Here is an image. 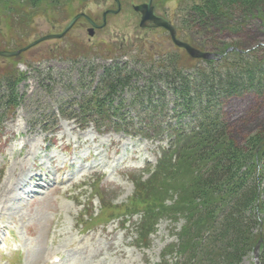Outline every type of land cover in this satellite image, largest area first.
<instances>
[{
	"label": "rangeland",
	"instance_id": "rangeland-1",
	"mask_svg": "<svg viewBox=\"0 0 264 264\" xmlns=\"http://www.w3.org/2000/svg\"><path fill=\"white\" fill-rule=\"evenodd\" d=\"M146 1L119 0L120 12L107 16L105 27L92 38L86 32L89 26L80 20L63 39L40 43L17 62L0 57L1 76H13L17 71V76L23 75L14 92L17 106L0 124V264H14L16 256L19 264H49L48 250L56 251L68 264H161L166 249L177 241L183 220L152 212L155 205L140 206L136 200L155 192L147 181L159 168L167 134L151 140L115 131L99 135L92 126L79 129L75 119H63L59 112L93 90L104 66L120 63L135 68L137 61L135 65L143 69L148 58L162 56L177 57L188 67L197 64L187 63L190 58L172 45L163 29L138 27L139 15L132 6ZM153 1L156 15L174 25L184 13L178 2H192ZM59 9L33 18L24 47L60 33L81 12L100 24L102 14L116 6L114 0H95L75 2L63 13ZM258 13L263 20H247L236 13L240 27L233 30L226 29L224 21L208 20L206 26H190L187 34L195 48L212 56L233 48L245 54L256 52L264 60V6L255 15ZM0 30L5 41L1 43L6 45L8 30L4 26ZM183 34H178L181 41ZM110 50L113 54L104 58ZM74 54L78 57L69 60ZM163 91L170 110L174 107L169 102L171 92ZM122 109L128 113L127 122L138 128L131 108ZM219 111L228 137L238 147H244L253 135L264 134V94L224 98ZM258 168L264 177L262 164ZM92 188L99 199L89 204ZM260 190V224L252 232L258 239L254 252L245 251L239 264H257L264 248V178ZM106 220L110 222L94 224ZM146 232L152 234L146 237Z\"/></svg>",
	"mask_w": 264,
	"mask_h": 264
},
{
	"label": "trees",
	"instance_id": "trees-1",
	"mask_svg": "<svg viewBox=\"0 0 264 264\" xmlns=\"http://www.w3.org/2000/svg\"><path fill=\"white\" fill-rule=\"evenodd\" d=\"M79 1L95 0H0V26L7 28L9 42L2 45L5 41L0 38V50L23 48L31 36L33 18L49 10L62 12ZM177 6L184 12L174 25L177 35L184 33L183 40L193 45L187 34L190 26H206L208 20H215L226 22V29H236L240 26L235 14L259 20L261 15L255 14L264 0H192L186 5L179 1ZM112 54L107 51L104 58ZM179 61L162 56L148 58L143 69L135 65L137 61L135 68L120 63L104 66L93 90L70 109L61 107L60 117L75 119L81 127L92 123L99 133L115 131L144 138L167 133L171 140L157 174L147 181L155 192L136 199L140 206L155 205L152 212L183 220L177 242L166 249L161 264H239L258 239L252 232L260 224L264 177L258 166L264 167V134L253 135L244 147H238L226 133L219 106L227 97L264 94V60L256 52L232 51L216 61L189 59L187 63L197 62L190 67ZM16 74L0 75V123L17 106L14 92L23 75ZM91 83L92 79L87 84ZM163 90L171 92L169 102L174 107L170 110ZM124 107L131 108L139 128L127 122ZM172 256L171 261L166 258ZM258 262L264 264V248Z\"/></svg>",
	"mask_w": 264,
	"mask_h": 264
},
{
	"label": "water",
	"instance_id": "water-1",
	"mask_svg": "<svg viewBox=\"0 0 264 264\" xmlns=\"http://www.w3.org/2000/svg\"><path fill=\"white\" fill-rule=\"evenodd\" d=\"M152 0H148L147 4H142L139 6H135L133 7V10L138 13L140 15V21H139V28L140 29H145V28H161L164 31H166L169 35L170 41L171 43L179 48L182 49L191 59H196V60H211L214 59V56H212L209 53H205V52H201L195 48H193L192 46H190L188 43L182 42L180 40H178L176 38V30L174 28V26L169 22L166 21L162 18L156 17L154 15V8L151 4ZM115 4L117 6L116 10H109L106 11L105 13H103L102 15V19L103 21L105 20V17L107 15H116L119 13L120 11V4L118 0H115ZM80 18H85L87 20V22L94 27V24L91 22V20H89L84 14H78L76 16H74L69 22L68 24L65 26V28L62 30V32L60 34H52V35H47V36H43L41 38H38L37 40H34L33 42H31L30 44H28L27 46H25L24 48H21L17 51H0V57L1 58H6V59H10L12 58L14 61H18L20 59V56L22 53L28 51L29 49L37 46L38 44L45 42V41H49V40H59L62 39L63 37H65V35L72 29V27L76 24V22L80 19ZM92 29L88 30V35L91 37L92 34ZM232 49H228L226 51L229 52ZM218 58H221V56H219Z\"/></svg>",
	"mask_w": 264,
	"mask_h": 264
},
{
	"label": "flooded vegetation",
	"instance_id": "flooded-vegetation-1",
	"mask_svg": "<svg viewBox=\"0 0 264 264\" xmlns=\"http://www.w3.org/2000/svg\"><path fill=\"white\" fill-rule=\"evenodd\" d=\"M147 2V1H146ZM142 4H144V3H142ZM152 5H153V7H154V9H156V4H154V1L152 0ZM91 19V18H90ZM106 20V19H105ZM105 20L103 21V19H102V16H101V21H100V24H98L96 21H94V20H92L91 19V21L94 23V27H93V29H92V34H93V36H94V33H95V31L96 30H101L102 28H104L105 27ZM87 25H88V23H87V21L86 20H83ZM89 26V25H88ZM149 29H151V28H149ZM88 32V31H87ZM89 33V32H88Z\"/></svg>",
	"mask_w": 264,
	"mask_h": 264
},
{
	"label": "bare ground",
	"instance_id": "bare-ground-1",
	"mask_svg": "<svg viewBox=\"0 0 264 264\" xmlns=\"http://www.w3.org/2000/svg\"><path fill=\"white\" fill-rule=\"evenodd\" d=\"M21 185V184H20ZM52 254V255H51ZM51 254H50V258L52 259V257H55V256H57V254H56V252H51Z\"/></svg>",
	"mask_w": 264,
	"mask_h": 264
}]
</instances>
